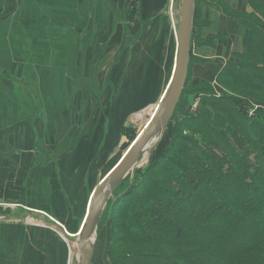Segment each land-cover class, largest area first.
<instances>
[{"label":"crops","instance_id":"obj_1","mask_svg":"<svg viewBox=\"0 0 264 264\" xmlns=\"http://www.w3.org/2000/svg\"><path fill=\"white\" fill-rule=\"evenodd\" d=\"M121 1L0 0V264H67L74 241L37 223L50 216L77 240L94 190L131 144L121 151V131L168 85L176 46L165 0H139L136 17ZM224 1L248 10V0ZM199 16L196 43L213 37L215 48L194 47L207 64L191 72L212 81L241 39L215 8ZM109 55H119L112 87L100 68Z\"/></svg>","mask_w":264,"mask_h":264},{"label":"trees","instance_id":"obj_2","mask_svg":"<svg viewBox=\"0 0 264 264\" xmlns=\"http://www.w3.org/2000/svg\"><path fill=\"white\" fill-rule=\"evenodd\" d=\"M219 1H223L219 6H208L236 21L243 51L240 58L248 60L247 63H237L238 67L243 72L260 74L264 71V25L251 15L231 11L224 0ZM254 1L248 0L251 8ZM258 2L264 9V0ZM196 17L200 20L194 10L193 21ZM197 37L198 33H195V40ZM220 40L227 44L228 36H221ZM213 41V37H208L197 44L206 43L214 48ZM235 64H228L232 72L225 65L215 77L217 82L227 75L239 85L246 84L245 80L237 78L238 74L241 78L244 74L231 69ZM187 84L188 81L183 90L185 95L188 93ZM196 93L203 110L200 116L183 113L176 124V135L186 123L196 124L197 128L213 134L225 157L211 150L210 154L201 142L187 138L185 146L195 149L198 157L183 147L168 168L163 153L134 182L128 185L126 178L115 191L111 209L114 211L120 205L124 214L129 216L126 224L132 234L129 245L149 243L150 246L184 251L176 257H168L157 248H147L141 250L147 254L135 255L141 259L140 264H204L203 260L209 261L206 264H236L247 256L264 258V113L257 111L256 118H248L239 111L236 103L230 106L223 100L219 102L209 86L197 91L192 88L191 100ZM220 115L223 120L216 122ZM226 121L229 125L223 127ZM153 171H156L153 176L158 182L152 178ZM134 192L142 194L134 197L129 206ZM108 253L111 264H135L124 256L126 252L109 249Z\"/></svg>","mask_w":264,"mask_h":264},{"label":"rangeland","instance_id":"obj_3","mask_svg":"<svg viewBox=\"0 0 264 264\" xmlns=\"http://www.w3.org/2000/svg\"><path fill=\"white\" fill-rule=\"evenodd\" d=\"M126 1V6L128 8H130V16L136 17L137 13L135 14V11L137 10L136 7L139 5V0H123ZM259 0H255L254 1V6L253 8H251V6H249L248 4V10L247 11H237L236 9H231V11H234L240 15H251V17H253L256 21L258 20L259 23L264 25V9L261 8V4L258 2ZM118 2L122 4L121 0H118ZM220 2L223 1H219V0H195L194 1V10L196 12V16L199 15V12L201 10L202 7H204L205 5L208 6H213V4L216 5H220ZM180 5H181V0H176V7H175V11L172 14V17H175V15H177L176 19H175V23H178L179 21V12H180ZM168 7H169V0H165V5L162 8V12L163 15L167 18L172 30L175 33V29H173V24L170 20V16H169V11H168ZM217 9V8H215ZM178 10V11H177ZM193 18H194V11H193ZM131 20V18L129 19ZM200 20H198V18L196 17L195 20L192 22V31H193V38L191 39V51H190V63H189V68L188 69V74L189 71H193V69L198 67H206L205 65L207 64V62L205 60H195L193 57V49L194 47H197V45L199 46L200 44L196 43L195 40V33L197 35V33L199 32L200 28H201V24L199 22ZM258 23V24H259ZM194 24V26H193ZM176 27V26H175ZM194 28V29H193ZM169 39L171 40V37H169ZM218 41V45L220 46H225L227 44H224L221 40L220 37L216 38ZM175 42V46L176 45V38L174 40ZM205 47H210V45L204 43L203 44ZM202 45V46H203ZM212 47V46H211ZM170 48V46H169ZM213 48V47H212ZM215 48V47H214ZM242 45H241V49L239 50V52L237 53H233L231 55V57L228 58L227 61L225 62H220L223 63V66L221 67V69L226 65L225 68H229V63L233 62L235 64V67H232L231 69H234V72L236 73H243L244 77L241 78V76L238 74L237 78L238 80H245L247 83L243 84V85H239L237 80L231 79L230 76L226 77L227 75H224V77L220 78L217 82L216 78H214V80L210 81V80H206L207 82L201 81L199 79H195V76H193V73L191 72L190 76L187 75L188 79L186 81H188L187 84V95L181 94L180 99L176 105V108L174 110V113L168 123V126L165 130V132L163 133V137H160V140L158 141V143L155 142V144L157 145L155 147V149L150 152L147 153L142 160L130 171V173L126 176V178H128V185H130L132 182H134L135 178L139 176V174L147 169V167L150 165L151 162L160 159L163 153H165V159H164V163L166 165V167L170 168L171 165L170 164H174V162H172L177 156H178V150L183 149V147H185V149H188L190 153H192L193 155L198 157V153L197 151H195V149H192L191 146L187 145V147L185 146L186 143H184L185 139H192L193 141L197 142H201V144L205 145V149L207 151L210 150L214 151L215 154H218L221 157H225V153L223 151V149L216 143L215 138L213 137V134L208 132L207 130L204 129H199L197 128L193 123H186L183 127H181L178 131L180 132V136L177 134L176 135V124L177 122H180V120L182 119V115L183 113H186L187 115L190 116H200L201 114V109L203 110V107L201 106V102H200V97L199 95H197V93L194 95V97H192L193 100H191V90L192 88H194V91L199 90L200 88L204 87V86H209L214 94L216 95V97H218V101L221 102V100L225 101V103L230 104L231 105H235V103L238 106L239 111L242 112V114L246 115L248 118H256L257 117V113L258 112H262L264 113V71L259 73H250L248 71H244L238 67L237 63H241L242 61H244L245 63H247V59L243 58V60L240 58V55L242 54ZM119 55H115L113 57V59L111 58V62L108 60L107 56L105 58V62L102 64V66H100L101 70V74H104V82L106 84H109L112 87V84L109 83V72L111 70V68L113 69L114 66H116L115 62L117 60ZM175 57H176V53H175ZM220 69V70H221ZM120 70L121 68L115 70L114 75L116 78H118V74L120 75ZM219 70V71H220ZM218 71V72H219ZM229 72L230 68H229ZM216 77V76H215ZM250 84V85H248ZM186 85V84H185ZM252 86V87H251ZM167 88V86H166ZM165 88V90H166ZM185 88V87H184ZM252 88V89H251ZM164 90V92H165ZM164 94V93H163ZM182 98V99H181ZM102 101H111V98L105 94H103L102 97ZM181 102V103H180ZM180 103V105H179ZM239 104V105H238ZM179 105V106H178ZM154 105L149 106L147 108H145L144 110L138 112L137 114H135V116H131L129 119L128 124H126V126L123 128V131H121V135H123L125 137V139L127 140V143L123 146L121 151L123 152L126 147L128 146V142H131L132 140L135 139V137H137V135H139V130L137 129V125L139 126V128L142 127V125L144 124V122L148 119V114L150 111H152ZM147 110V111H146ZM150 110V111H148ZM144 111V112H143ZM258 111V112H257ZM141 112L144 113V117L143 119L140 121H138L137 115L140 114ZM261 113V114H262ZM137 118V119H136ZM223 120V117L220 115L219 118L217 117L216 122H220ZM189 124V125H187ZM229 122L226 121L224 122V124L222 125L223 127L228 126ZM220 131L223 130L219 129ZM217 133H219V131H216ZM204 136V137H203ZM176 137V138H175ZM182 138V139H179ZM203 138L205 140H203ZM158 139V138H156ZM132 143V142H131ZM196 145V144H195ZM130 146V145H129ZM128 146V147H129ZM121 153V152H120ZM211 154V153H210ZM253 154V153H252ZM255 154V153H254ZM159 157V158H158ZM200 162H203V160L201 158H199ZM151 174V173H150ZM153 174H156V171L152 172V178H154L155 181L158 182V179L155 178V176H153ZM125 178V179H126ZM124 179V180H125ZM123 183V182H122ZM119 188V187H118ZM140 194H142V192H134L133 196L131 197V202L129 204V206L132 204L134 197H140ZM115 196L113 195L107 202L105 209L103 210L101 217L98 221V225L96 228V232L94 235V242H95V249L93 252V256L90 260L89 264H107L106 261H102L101 258H105L107 259V262L109 264L110 260L108 258V250L111 249V251H113L114 249H117L119 251H123L126 252L124 254V256L131 262L135 263V264H140L141 259L137 256H135L136 254H147V252H142L141 250H147V248H157L160 253L164 256H168V257H176V254L184 252L181 249H167L163 246H158V245H153L150 246V244H144V245H129L130 243H132V241L130 240V236L131 234V229L126 226V224L128 223L129 220V216L125 215L124 212L122 211L123 208L122 206H117L114 211H112L111 209V205L113 203V200ZM112 200L110 203L109 201ZM106 210V213H105ZM27 212V210H24ZM105 213V216H103V214ZM42 215V214H41ZM39 221V220H38ZM37 224H42L44 226H53L54 227V223L50 220H48L47 218H44L43 221H39V223ZM60 231V230H59ZM59 233L63 234L62 231H60ZM62 237V236H61ZM66 242L68 244L69 242H73L74 240L68 239V232L67 235L65 237ZM69 245V244H68ZM140 250V251H139ZM184 250V249H183ZM77 252V250H76ZM68 261L67 264H73L74 261V253L71 256V251H69L68 253ZM262 257H257V256H247L244 257L243 259H240L239 262H237L236 264H264V258ZM207 260H203L202 262L204 264H206ZM209 263V261H207ZM125 264H130L128 262H124Z\"/></svg>","mask_w":264,"mask_h":264},{"label":"water","instance_id":"obj_4","mask_svg":"<svg viewBox=\"0 0 264 264\" xmlns=\"http://www.w3.org/2000/svg\"><path fill=\"white\" fill-rule=\"evenodd\" d=\"M195 0H181L179 21L175 27L176 57L169 87L157 104L146 128L137 135L116 165L101 180L90 200L86 216L78 231L76 243L78 260L75 264H89L95 249L94 237L98 221L108 200L122 184L130 171L142 160L145 151L152 152L155 143L146 148L153 136L159 138L165 132L176 105L184 90L191 51V29ZM138 139V140H137ZM137 140V141H136ZM93 237V238H92Z\"/></svg>","mask_w":264,"mask_h":264},{"label":"bare ground","instance_id":"obj_5","mask_svg":"<svg viewBox=\"0 0 264 264\" xmlns=\"http://www.w3.org/2000/svg\"><path fill=\"white\" fill-rule=\"evenodd\" d=\"M177 24H178V23L173 22V29H174V25H177ZM172 71H173V69H172ZM171 74H172V72H171ZM170 77H171V76H170ZM169 81H170V78H169ZM168 87H169V82H168L167 88H166V90H165V92H164V95H165V93H166ZM164 95H162L161 99L163 98ZM161 99H160V100H161ZM160 100H159V101H160ZM158 103H159V102H158ZM156 106H157V105H156ZM156 106H155V108H156ZM155 108H154L152 111H150V118L152 117ZM150 118L147 120L146 123L144 122V124L142 125V127H141L140 130H139V133L142 131V129H143V131H144V129L146 128V126H147L148 123H149ZM139 133H138V134H139ZM157 137H158V136H153V137L151 138V140H150V142H149V144L147 145L146 148H149V147L151 146V144H154L155 142H157V139H156ZM135 139H136V137H135ZM135 139H134V140H135ZM134 140H133V141H134ZM137 140H138V139H137ZM137 140H136V141H137ZM159 140H160V138H159ZM147 153H148V152H147V149H146L144 156H145ZM144 156H143V157H144ZM100 183H101V181L99 182V184L97 185V187L100 186ZM78 235H79V233L77 232L74 236L78 238ZM68 237H69L70 239H74L73 236H68ZM93 237H94V235H93ZM93 237H92V238H93ZM75 241H76V240H74V245H75V250H76V243H75ZM73 259H74L73 264H75V262H77V260H78L77 252H75V255H74V258H73Z\"/></svg>","mask_w":264,"mask_h":264},{"label":"built area","instance_id":"obj_6","mask_svg":"<svg viewBox=\"0 0 264 264\" xmlns=\"http://www.w3.org/2000/svg\"><path fill=\"white\" fill-rule=\"evenodd\" d=\"M175 7H176V0H169V7H168V11H169V16H170V20H171V22H172V24H173V22H175V19H176V17H177V15H175V17H172V14L174 13V11H175ZM174 10V11H173ZM178 11V10H177ZM175 26L176 25H174V29H175ZM46 218L48 219V220H50V221H52L57 227H59V229H60V231H62L63 232V237H66V235H67V232H66V230L61 226V224H59L58 222H56L52 217H50V216H46Z\"/></svg>","mask_w":264,"mask_h":264}]
</instances>
